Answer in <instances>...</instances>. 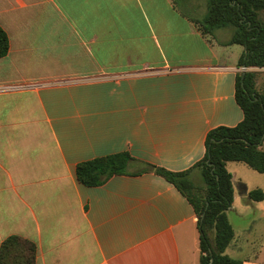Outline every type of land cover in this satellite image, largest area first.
<instances>
[{
	"label": "crops",
	"instance_id": "obj_1",
	"mask_svg": "<svg viewBox=\"0 0 264 264\" xmlns=\"http://www.w3.org/2000/svg\"><path fill=\"white\" fill-rule=\"evenodd\" d=\"M200 19L172 0H0V248L18 236L37 264H200L198 217L166 179L137 163L98 187L77 178L83 162L129 153L193 181L209 132L243 121L245 47ZM247 71L264 88V68ZM234 163L226 255L264 264L258 226L235 224L264 201Z\"/></svg>",
	"mask_w": 264,
	"mask_h": 264
},
{
	"label": "trees",
	"instance_id": "obj_2",
	"mask_svg": "<svg viewBox=\"0 0 264 264\" xmlns=\"http://www.w3.org/2000/svg\"><path fill=\"white\" fill-rule=\"evenodd\" d=\"M204 35L231 27L234 30L229 44L245 47L239 67L264 68V0H209L208 14L199 20ZM9 39L0 27V58L9 52ZM257 73L247 71L237 78L236 100L244 112L243 121L236 127H219L209 132L205 158L200 169L203 186L190 179L191 170L172 172L134 159L129 153H118L83 162L77 167L78 181L87 187H98L114 176L128 175L133 163L142 164L135 172H155L176 186L193 205L200 232V264H244L226 255L235 238L227 212L234 202L232 174L228 162H242L264 174V95L256 90ZM253 202L264 201V191L249 193ZM37 248L18 236L8 238L0 248V264H37Z\"/></svg>",
	"mask_w": 264,
	"mask_h": 264
},
{
	"label": "rangeland",
	"instance_id": "obj_3",
	"mask_svg": "<svg viewBox=\"0 0 264 264\" xmlns=\"http://www.w3.org/2000/svg\"><path fill=\"white\" fill-rule=\"evenodd\" d=\"M176 6V8L180 11H189L192 9L194 12L195 17L205 18L208 14V3L209 0H172ZM190 18H194L192 15H188ZM247 72V71H246ZM245 72V73H246ZM244 73V72H243ZM257 92L264 95V88L261 87V89H257ZM233 165H240V167H243L246 171V173L241 174V178L247 182L249 186H257L260 189L264 190V174H260L253 170L251 167H249L247 164H237L234 163ZM139 169L136 168H131V171L137 172L141 169L144 168V166L138 167ZM230 170H233L234 168L231 166L229 167ZM200 170V169H199ZM240 174V171H239ZM252 176V177H251ZM196 178V179H194ZM193 178V183L199 187L202 188L203 186V181H202V176L199 173H195V176ZM261 208H252L250 210L249 217L246 220H236L235 224L236 226L242 225L244 228L247 226L254 225L256 224L258 226L257 232L252 234V238H254L258 242L264 241V204H262ZM251 217V219H249ZM257 245V243H256ZM254 245V247L256 246Z\"/></svg>",
	"mask_w": 264,
	"mask_h": 264
},
{
	"label": "built area",
	"instance_id": "obj_4",
	"mask_svg": "<svg viewBox=\"0 0 264 264\" xmlns=\"http://www.w3.org/2000/svg\"><path fill=\"white\" fill-rule=\"evenodd\" d=\"M247 70H248L247 68H243V69H242L243 72H246Z\"/></svg>",
	"mask_w": 264,
	"mask_h": 264
},
{
	"label": "water",
	"instance_id": "obj_5",
	"mask_svg": "<svg viewBox=\"0 0 264 264\" xmlns=\"http://www.w3.org/2000/svg\"><path fill=\"white\" fill-rule=\"evenodd\" d=\"M243 74H245V72Z\"/></svg>",
	"mask_w": 264,
	"mask_h": 264
}]
</instances>
